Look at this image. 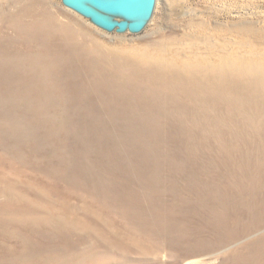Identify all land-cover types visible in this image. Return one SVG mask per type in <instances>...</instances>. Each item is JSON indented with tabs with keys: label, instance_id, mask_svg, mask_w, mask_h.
Segmentation results:
<instances>
[{
	"label": "rangeland",
	"instance_id": "obj_1",
	"mask_svg": "<svg viewBox=\"0 0 264 264\" xmlns=\"http://www.w3.org/2000/svg\"><path fill=\"white\" fill-rule=\"evenodd\" d=\"M27 7L62 28L50 25L44 43L33 26L21 44L7 41L10 16L29 21L21 19ZM112 22L97 25L64 0H0L10 60L39 51L49 58L40 63L47 70L26 64L29 90L0 78V90L23 103L12 110L0 98V264H264V223L254 229L264 220V144L236 130L238 112L264 114L262 103L227 104L239 100L232 91L210 100L186 77L167 78L172 89H165L121 65L145 51L189 69L198 61L261 62L264 0H151L144 24ZM227 68L231 79L243 77ZM34 96L45 100L41 108L29 106ZM226 110L238 115L224 121ZM212 211L221 218L210 227ZM165 219L185 226L180 238L187 241L168 231L162 247L155 231ZM102 224L134 250L107 248ZM126 227L141 228L140 235Z\"/></svg>",
	"mask_w": 264,
	"mask_h": 264
},
{
	"label": "bare ground",
	"instance_id": "obj_2",
	"mask_svg": "<svg viewBox=\"0 0 264 264\" xmlns=\"http://www.w3.org/2000/svg\"><path fill=\"white\" fill-rule=\"evenodd\" d=\"M29 8H31V7H29ZM29 8L27 7V9L25 10L26 11L25 14H22V18L20 17L23 20V17H25L27 15L30 18V20L27 22H25L24 20L21 21L18 18V16H16V15L10 16V21L8 22V26L12 31L11 32L12 36L11 37L9 36L7 41H9L11 43H17V45L21 44L22 42H24L25 38L27 37V36L26 37L23 36V34L26 35L25 32H23V31L26 30L25 28L31 27V26H33L37 29L40 36L42 35L44 37V39H42L43 43L45 40H47L49 38V37H47V35L49 34L48 27L50 25H52V27H53L56 24L54 23V21L52 20V18L49 15H42V16L36 17L35 15L32 14L34 9L29 10ZM113 16H115V15H113ZM146 20H147L146 18L133 19V22L134 23H141V22H145ZM57 28H62V27L57 26ZM33 31H34V29H33ZM40 36L36 35V38L38 39V41L40 39ZM4 37L6 38V35L4 33L3 34L0 33V76H1L0 78L1 79L3 78L5 80V83H8V84L9 83L15 84L16 86H18L19 84L20 85L24 84L25 87L28 88L27 90H29V89H31L30 83H28V81H24V82L22 81V78H25L24 77V75L26 73L25 70H28V68H27L28 65L26 66V64H28L30 62V63H33L37 69L38 68L46 69L45 66L40 64V63L43 61L46 63V61H49V58L46 57V55L43 53L41 55L40 51L35 52L34 55L29 54V55L19 56V53H18L13 57L14 59L15 58L17 59L16 60L17 62H14V61L10 60L11 58H9L8 55L6 54V49H5L6 44L4 42ZM43 37H41V38H43ZM30 40H31V37H30ZM42 42H41V45H42ZM66 43H67V41H66ZM36 45H38V44L36 43ZM34 46H35V44H34ZM79 55H77V56H79ZM135 56H137V57H135ZM58 58H57V60H58ZM176 60H178V58L168 59L166 56H164V54L161 51H157L154 53L149 52V51H145L144 53H141V55L135 54L129 60L122 61L121 65L124 67H127L128 70H131V71L134 70L137 73V75L135 77L140 76V79H146L149 77L152 79L161 80L160 86L165 88V89L170 88L169 82L166 80L167 78L169 80L173 79V81L177 82L178 76L182 77V78L186 77L188 79L187 84L190 83V84H195L197 86V88L192 90L193 92L199 93V92L205 91L210 100L214 99L213 97L216 96V93L226 95V96H231V94H229V93L232 91L235 93L234 97L238 98L239 100H234L231 103L228 102L227 104H239L240 106H242V108H243V106L244 107L245 106L246 107L258 106V108H260L259 102L264 105V73H263L264 72L263 71L264 58L260 59L262 62V64L260 66L257 64V63H261L260 61L253 62L254 63L253 65L248 66L246 63V62H248V60L241 59V58H239L237 60H233L232 58L231 59L229 58L228 60L220 59L216 64L210 63L208 61H203V63L200 62V64H197V63H199V61H198L195 63V66H190V67H193V69L187 68L188 64H186L185 62L182 63L181 61H179L177 63ZM178 64H180V66ZM229 65L236 68L237 69L236 74L237 73L243 74V77H240L237 74L238 79H231L229 77V74H231V71L228 70V68H227ZM5 68H9V69L11 68L13 70V72L9 73V72H7V70ZM49 68H51V67H49ZM23 71H25V73H23ZM15 73H16V77H14ZM47 73H49V72L47 71ZM53 74H55V73H53ZM208 74L213 76V77L212 78L208 77L207 76ZM175 77H177V78H175ZM29 78H30V76H29ZM260 78H261V80H260ZM101 84H103V83H101ZM95 85H97V84H95ZM130 85H132V84H130ZM188 87H190V86H188ZM170 89H172V88H170ZM183 89L185 90V88H183ZM186 89H187V91L189 90V88H186ZM258 90H260V91H258ZM239 91H247L249 94L242 93ZM9 94L10 93L6 90H4V91L0 90V98L2 100H4L5 105L8 108L10 107L12 110H16V108L19 109L20 105H22L23 103H19V104L13 103L11 99L16 100L15 97H17V96H8ZM239 94H241L243 96L239 98ZM36 97H38V96H36ZM36 97L34 96L33 98H29L32 101L31 105H29V106L34 107V108H41L43 103L45 104V100L41 96H40V98H36ZM36 99H38V101L33 102ZM240 99L245 100V102L241 103ZM249 99H252V100H249ZM262 104H261V107L263 108L264 106ZM249 111H251V109L243 108V110L238 112L239 114L243 115V116L239 115L237 117L238 119H240L242 121V126H239V128L236 130H238L239 132H240V130H242V132L245 135L246 134L248 135L250 133H255V135L257 134V141L254 142V144L258 145L260 142L262 144H264V114L254 112L252 115H246V114H248ZM251 112H253V111H251ZM233 113L234 112H232V113L227 112V110H226L224 115H223V120L226 121V119H231V117L238 115V114H233ZM244 115H246V116H244ZM6 122H7V120L4 121V124ZM217 139L219 141L220 137H218ZM229 145H230L229 143H226L224 146H229ZM250 152H252V151H250ZM256 158L259 159V157L257 155H256ZM12 164H13V162L10 165H12ZM0 178L3 179V176L0 175ZM9 186H11V184H9ZM205 187H207V186H205ZM195 188H196V190H201L198 187H195ZM209 190H210V192H213L214 194H215V192H218V190L212 189V188H209ZM219 193H220V191H219ZM219 209L220 208H218V210ZM220 210L222 211V209H220ZM4 211H5L4 213H9V212L11 213V211H9V210H4ZM12 212L14 213L15 211H12ZM212 212H213V216H210V219H211L210 220V227H212L214 224H216V222H218L221 218V217L220 218L217 217L219 215V213H216L214 211H212ZM214 219H216V221ZM165 220H166L167 224L164 225V228L162 230H159L158 232L155 231V233H157V234L159 233V236L162 237L160 239L161 240L160 245L162 247H165V245H167V242H166L167 240H168V242L170 241V238L168 237V231L177 233V234L172 233V236L178 235L179 239H181L180 238L181 235H185L184 233L186 232L185 226H180V223H179V225H177V224L171 225L167 219H165ZM262 223H264V220L258 222V224H257L258 226H256V228H254V229H257L258 227L263 226ZM83 224H85V223H83ZM157 225H158L157 228H159V227L162 228V224L159 223ZM96 227H98V226H96ZM99 228H100L99 237L101 238V241H103L102 243L103 244L105 243V246L107 248H110V249L116 250V251H121V250L122 251H133L134 250V248L131 247L130 243L128 244L129 240L127 238L118 239L117 235L115 233L114 234L109 233V229L104 227V224L100 225ZM136 228L135 227H126V229H129V230L134 229L132 236H139L140 235L139 231L141 228H138V227H136ZM200 228H202V227H200ZM142 230L146 231V229H143V228H142ZM203 230L204 229H200L201 232ZM150 236H152V235L149 234L147 236V242H150V244H152V246L154 248H158L159 246L156 245L153 241H151ZM68 239H66V240H68ZM179 239H176V241H178ZM133 240H134V242H137V238H133ZM181 240L187 241V240H183V239H181ZM190 244L197 245V240L190 242ZM154 245H156V247ZM68 246L71 249L73 248L72 245L68 244ZM113 247H115V249ZM214 247L215 246H211L210 248H207V250L213 249ZM197 248H198V245L194 250H196ZM112 250H109V252H103V254H101V253H97V254L103 255V257H104L106 255H109L112 252ZM72 252L73 251H71V253ZM204 252H207V251L205 250ZM90 254H88V256ZM93 254H95V253H93ZM69 260L70 259H68L67 262H70ZM64 262H62V263H64ZM70 263H73V262L71 261Z\"/></svg>",
	"mask_w": 264,
	"mask_h": 264
},
{
	"label": "water",
	"instance_id": "obj_3",
	"mask_svg": "<svg viewBox=\"0 0 264 264\" xmlns=\"http://www.w3.org/2000/svg\"><path fill=\"white\" fill-rule=\"evenodd\" d=\"M64 2L101 26H113L112 17H120L131 25L140 26L144 22L134 23L133 19H148L151 13V0H64ZM121 25H124V22Z\"/></svg>",
	"mask_w": 264,
	"mask_h": 264
}]
</instances>
